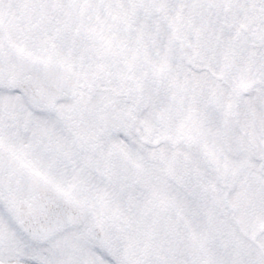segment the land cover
<instances>
[{
  "label": "snow or ice",
  "instance_id": "6c2138e0",
  "mask_svg": "<svg viewBox=\"0 0 264 264\" xmlns=\"http://www.w3.org/2000/svg\"><path fill=\"white\" fill-rule=\"evenodd\" d=\"M177 6L193 10L196 4L181 0L171 5ZM167 36L166 30L149 34L148 38L161 42V50L150 67L139 68L135 79L122 85L132 102L114 105L126 115L139 106L138 118L129 124L114 116L109 141L137 170L156 178L163 199L186 202L167 179L177 164L204 175L215 169L225 177L247 168L256 178L255 187L241 181L231 195L254 211L257 223L264 224V35L257 37L251 52L219 39L212 43L207 36L192 41L191 51H181L174 42L164 44ZM26 49L27 54H19ZM67 79L50 54L27 44L15 50L0 44V128L22 126L17 136L0 134V264H81L79 256L66 247H53L54 237L49 234L53 226H34L43 212L42 204H36L25 217L9 210L17 200L18 185L36 184L34 177L42 174L59 183L57 191L66 200H72L73 187L77 196L83 186L102 190L87 161L80 160L73 137L63 128V106L53 102V90L63 89ZM201 101L214 107L205 114L197 107ZM107 115L100 114L101 118ZM221 128L227 135L225 143L235 148L208 135ZM37 139L47 143L49 154L77 165V181L69 182L51 168L47 155L33 156L31 146ZM103 171L112 178L110 165L105 163ZM116 171L119 174V167ZM104 260L115 264L107 256ZM219 264L238 262L228 257ZM244 264H264V246H250Z\"/></svg>",
  "mask_w": 264,
  "mask_h": 264
},
{
  "label": "rangeland",
  "instance_id": "374dc122",
  "mask_svg": "<svg viewBox=\"0 0 264 264\" xmlns=\"http://www.w3.org/2000/svg\"><path fill=\"white\" fill-rule=\"evenodd\" d=\"M253 1L255 4L250 0H207V3L203 4L201 0H195V4L207 7L219 5L220 9H203V14L207 13L205 17L208 16L206 22H214L215 18L219 16L221 23L236 22L248 28L251 22H264V4L258 7L256 6L258 0ZM259 1L263 2V0ZM166 2L168 7L164 6ZM150 3L155 7L154 9H157L153 11V14L146 10L148 9L146 5L148 0H0V27L2 29L0 44L14 50L27 44L32 50L43 52L45 55L50 54L53 62L61 66L63 71H74L76 83L92 87L91 92L83 91L80 94L82 97L78 102L79 111H87L91 117H101L98 112L109 104L108 101L116 102V99L100 89L112 86L122 88V85L131 83L135 79L136 71L141 67H150L159 54L161 42L148 38L149 34L155 35L166 30L168 36L165 38L164 44H168L171 43L172 37L189 36L192 32L190 28L192 24L203 20L191 10L181 9L179 6L171 7L173 4L179 5L181 3L179 0H150ZM112 9H117L120 12L118 20H112ZM58 11L62 13L55 23L54 17ZM160 11H163V14L159 13ZM222 16L226 19L225 21L221 18ZM55 24L57 25L55 26ZM261 29L264 31V26H261ZM114 30H116L115 34ZM209 30H206V35ZM210 31L214 33V30ZM218 37L223 42L241 47L240 41L237 40L239 36L231 27L221 29ZM241 37L245 38L243 35ZM27 51L26 49L19 53L25 55ZM241 63H244L243 59H241ZM93 66L99 70L98 78H83V74L92 71ZM63 107L66 116L71 117L69 111L73 107L72 100L65 98ZM197 107L206 114L209 108L214 105L210 104L206 107L199 102ZM208 135L215 138L214 131L209 132ZM226 140L225 129L221 128L218 141L225 143ZM225 146L235 148L233 144L225 143ZM80 151L78 155L80 160L87 161L90 171L102 184V190L98 192L93 185L83 186L78 196L75 195V187L70 190L73 196L69 201L85 212L86 226L66 223L64 227L58 228L53 235V247L61 249L66 247L79 256L81 264H107L104 260L105 256L112 259L115 264H137V256L134 257V246L111 243L110 238L104 236L95 239L93 233L88 230L91 231L92 226L100 225L107 217L115 216L117 218L119 215H123V210L127 208L123 204L124 196L134 197L138 191L134 188L127 189L122 192L120 197L119 192L116 193L114 190L108 189L104 179L94 174L92 168L97 155L92 156L84 153L83 150ZM73 167L63 175L64 179L69 182L77 181L80 175L75 163ZM184 170L189 171V181L191 182L187 189L184 187ZM212 170L211 172H213ZM144 174L147 173L144 172ZM201 174L185 169L182 164H177L167 178L170 185L179 189L187 199H190L186 203L188 213L191 215L189 219L206 213L204 206L200 203L201 197L219 199L221 202L227 200L232 204L236 202L231 195L234 185L245 181L250 188L255 187L256 178L250 174L247 168H241L236 174H230L227 177L221 176L219 172L218 176L214 175L215 173L203 174L205 181L209 183L204 186L205 193H202L203 189L198 186ZM147 177V181L151 184L147 189H143L146 196L158 200L165 208H174L177 216H183L179 210L184 207L183 202L176 201L174 198L163 199L158 190L159 182L152 176L148 175ZM211 188L214 190L213 195L210 193ZM109 198L110 202L107 200ZM221 212H225L224 206ZM161 216L159 214V224L163 222ZM257 224L259 223L254 222L255 226ZM155 230L151 235H142L141 249L139 248V252H143L142 260L144 262L158 261L161 263L166 260L169 262L170 259L165 257L166 250L175 247L178 240L176 237H163V232L158 233ZM223 231L226 235L219 239L204 234L192 237L189 243L190 259L196 260L197 252L195 250L200 249L207 260L220 261L228 257L236 260V252L233 249L224 250L219 255L220 258H211L214 252L209 250V246L215 242L225 246L224 238L235 246H243L242 253L247 251L248 245L240 242L239 235L235 232ZM93 239L95 240L93 241ZM178 239L181 238L178 237ZM112 240L119 239L113 238ZM150 247L155 248V251L165 252L158 254L161 260H157V258L150 260L153 256ZM132 251L133 253H131ZM138 264L141 263L138 262Z\"/></svg>",
  "mask_w": 264,
  "mask_h": 264
},
{
  "label": "flooded vegetation",
  "instance_id": "af4514ba",
  "mask_svg": "<svg viewBox=\"0 0 264 264\" xmlns=\"http://www.w3.org/2000/svg\"><path fill=\"white\" fill-rule=\"evenodd\" d=\"M250 1L254 3L253 0ZM197 9H220V7L219 5H209L208 7L202 6ZM202 26L207 27L210 30H214V33L209 31V34L212 35L209 36L212 43H216L218 39L221 40L218 35L223 27L233 28L239 36L237 40L240 41L241 47L247 49L248 52L255 49L257 37L264 35V31L261 29V26H264V22L258 21L251 22L248 28L245 27L246 30H243L242 24L236 22L230 24L217 22L202 24ZM199 33L200 32H198L195 37H172L170 41L174 42L176 46L181 49V51H191L192 41L202 37L199 36ZM242 35L245 36V38L241 37ZM55 65L63 72L59 65ZM65 75L68 77L67 80L63 81L65 87L63 89H54L52 96L54 104L62 106L65 98L72 100L73 107L69 111L71 117L66 116L64 107H62L61 111L63 114L60 116V120L65 132L73 137V143L77 154L79 155V152H81L80 150H83L84 153H88L89 155H97V159L95 160V163L93 162L92 168L94 173L104 178L105 185L108 189L125 190L134 188L138 191L136 196L128 198L125 197L123 199V204L127 206V208L123 210V215H119L117 218L115 216L105 218V220L98 225L100 230L97 233L100 237H108L110 238L111 243H119L122 246H134V257L137 256V264L138 262L141 264H214V262L215 264H219V261H212L210 259L207 260L200 249L195 250L197 254H199V256L196 254V260H191L189 257L190 241L188 239L201 234L211 237L215 236L219 239L221 236L225 237L226 235L223 230H227L230 233L235 232L239 235L240 242L248 245L247 250L250 246H255L257 248L264 246V224L259 223L255 226V213L252 209L245 205L238 204L237 202L230 204L227 200H223V202H221L219 199L201 197L200 203L204 206L206 213L189 219L191 215L188 213L186 203L190 201V199L186 198V202L182 203L184 207L179 210L183 216L180 217L176 215L177 212L174 208H165L163 204L158 202V200H155L152 197H147L143 192V189L150 187L151 182L147 181L148 174H144V172L137 170L134 163L123 152H120L113 147L108 137L113 117L118 116L122 120L127 121L129 124H135L136 120L133 119V117H136L138 114L139 106H136L134 111L132 109L131 113L134 116L128 117L125 112L116 111L114 105L125 102L116 94L117 90L107 88V93L115 97L116 102L109 103L102 109L101 112L108 113L107 116L103 118L91 117L89 112L79 111L78 102L79 98L82 97V95H80V91H83L85 88L76 84L73 76H69L67 73H65ZM90 91L91 88L87 87V93ZM200 103L206 107L210 105L209 103L202 101ZM101 112H98V115H100ZM21 131L22 126L0 128V134L7 136H17ZM220 132L221 129L214 130V137L217 141ZM130 133L131 129L128 130L129 135ZM31 149L33 156L37 159L47 155L48 165L51 168L56 169L63 178L65 172L74 168V163H70L65 159L49 154L47 143L45 141L37 139V141L31 146ZM105 163L110 165L112 172L111 179H108L104 175L103 167ZM117 167H119V174H117L116 171ZM212 171L213 172L210 170L211 174L215 173L214 175L218 176V172L216 170ZM200 176L198 186L203 189L202 193H205L204 186H206L209 182L205 181L206 179L203 177V174ZM189 178V171L184 170V187L186 189L189 188L191 184ZM34 179L36 180V184L21 182L18 185L19 192L17 200L9 209L20 217L27 216L36 204H42L44 207L46 203H52L54 201L55 194L59 193L57 188L60 185L52 177L42 174L41 177H34ZM211 191L212 188L210 189V193ZM107 200L109 202L111 201L110 198ZM2 204L3 202L0 201V205ZM223 206L225 207L224 213L221 212ZM163 213L166 214L164 215ZM126 214H128V216H126ZM159 214L163 217V222L160 224L158 219ZM82 215L83 221L79 225L86 226V214L83 212ZM155 219L156 222H154ZM132 227L133 229H131ZM154 230L158 233L163 232V236L165 237H176L178 240L175 247H170L166 250L165 257L170 259L169 262L167 260L161 263H158V261L144 262L142 260L143 252H139V248L141 249L142 244V235H151ZM178 237L181 239H178ZM113 238H118L119 240L114 241L112 240ZM223 242L226 243L225 246H222L217 242L209 246V250L214 252L211 258H220L219 255L223 253L224 250L233 249L236 252L235 261H237L238 264H244V257L246 256L247 251L242 253L243 246H235L225 238L223 239ZM152 249L153 247L150 248L153 253L150 260L153 258L161 260L158 257V254H164L165 252L155 251V248L153 250ZM131 253H133V251Z\"/></svg>",
  "mask_w": 264,
  "mask_h": 264
},
{
  "label": "water",
  "instance_id": "95a60500",
  "mask_svg": "<svg viewBox=\"0 0 264 264\" xmlns=\"http://www.w3.org/2000/svg\"><path fill=\"white\" fill-rule=\"evenodd\" d=\"M126 101L129 102V99L126 98ZM59 208L57 211L44 210L39 216V220L35 223L37 229H43L47 226H53V230L49 233L51 234L54 231L56 225L62 226L65 222V219L68 217L70 212L75 213L76 211L72 209L68 204L62 200L57 201Z\"/></svg>",
  "mask_w": 264,
  "mask_h": 264
},
{
  "label": "trees",
  "instance_id": "16d2710c",
  "mask_svg": "<svg viewBox=\"0 0 264 264\" xmlns=\"http://www.w3.org/2000/svg\"><path fill=\"white\" fill-rule=\"evenodd\" d=\"M147 11H149V12H151L152 14H153V11H154V9H146ZM191 11H193L195 14H197V15H199L198 13H201L199 10H196V9H193V10H191ZM119 14H120V12H118V10L117 9H112V20H118V16H119ZM161 14H163V13H161ZM212 15V14H211ZM158 16L159 17H161L159 14H158ZM202 17L203 18V20H207L208 19V16L207 17H205V14H200L199 15V17ZM162 18V17H161ZM221 18H223V21H225L226 19L222 16ZM216 19V21H220V17L218 16V18L216 17L215 18ZM202 20V21H203ZM113 33L115 34L116 33V30H114L113 31Z\"/></svg>",
  "mask_w": 264,
  "mask_h": 264
}]
</instances>
